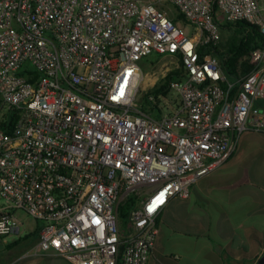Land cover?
Returning a JSON list of instances; mask_svg holds the SVG:
<instances>
[{
	"label": "built area",
	"instance_id": "2783aa9c",
	"mask_svg": "<svg viewBox=\"0 0 264 264\" xmlns=\"http://www.w3.org/2000/svg\"><path fill=\"white\" fill-rule=\"evenodd\" d=\"M240 20L264 32L258 0H0V237L20 232L22 210L39 222L37 250L148 264L169 199L227 162L244 131H264V48L235 80L202 50ZM152 54L184 71L147 111Z\"/></svg>",
	"mask_w": 264,
	"mask_h": 264
},
{
	"label": "crops",
	"instance_id": "0c3cea01",
	"mask_svg": "<svg viewBox=\"0 0 264 264\" xmlns=\"http://www.w3.org/2000/svg\"><path fill=\"white\" fill-rule=\"evenodd\" d=\"M264 12V0H258ZM242 133L234 154L201 177L187 197H171L157 217L159 232L148 264H256L264 254V143ZM39 223V222H38ZM0 239V264H73L21 237Z\"/></svg>",
	"mask_w": 264,
	"mask_h": 264
},
{
	"label": "trees",
	"instance_id": "16d2710c",
	"mask_svg": "<svg viewBox=\"0 0 264 264\" xmlns=\"http://www.w3.org/2000/svg\"><path fill=\"white\" fill-rule=\"evenodd\" d=\"M171 16L175 22L182 24V26H187L188 21L182 13L175 11ZM221 27L231 31L226 42H221L218 46H206L202 50L207 53L218 55L227 78L235 80L248 73L251 69L249 58L251 52L257 48H264V32L259 26L251 24L245 20H240L234 23L227 22L222 24ZM158 59H160L158 55L152 54L147 59H144L142 63L148 61L155 63ZM183 71L184 69L182 66L171 70L165 77H163L160 83L145 92L142 96V101L144 103L143 109L153 111L154 107L158 108V103L153 106L148 103V95L154 93L157 95L158 99V95L160 94H170V82L179 78L180 75H183ZM254 107L257 110H262L264 112V100H258ZM160 114L159 109L155 115L159 117ZM138 200L139 196L133 192L120 204L119 215L122 228H125L128 224L131 212L138 206ZM39 230L40 225L38 224L35 234L39 233Z\"/></svg>",
	"mask_w": 264,
	"mask_h": 264
},
{
	"label": "rangeland",
	"instance_id": "374dc122",
	"mask_svg": "<svg viewBox=\"0 0 264 264\" xmlns=\"http://www.w3.org/2000/svg\"><path fill=\"white\" fill-rule=\"evenodd\" d=\"M171 7L172 6L168 5L167 8H170L169 12H171V14H174L176 10ZM183 28L189 30V28L185 25H183ZM230 34H231L230 30L226 28H222L221 42L222 43L226 42ZM168 56L169 57H165L160 61L157 60L156 63H151L150 61L142 63V68L145 74V78L141 84L140 95L142 93L149 91L150 89L154 88L158 83H160V81L163 79L162 77H164L166 73L168 74V72H170L171 70L176 69L175 68L177 65L176 61L174 59H171L173 58V56L170 55ZM261 135L262 134L259 133H253L252 138H256L261 143H264V134L263 136ZM16 217L21 223L20 232L17 234V236L21 237L22 241H26V242L19 244V246L14 248L12 251H21V250H25L26 248L32 246L35 243L34 235L39 223L33 216L27 214L25 211L22 210L16 211ZM6 238L7 240H11L12 236H7ZM0 239L4 240L3 237H0ZM9 254H10L9 252L3 253L0 259L8 256Z\"/></svg>",
	"mask_w": 264,
	"mask_h": 264
},
{
	"label": "water",
	"instance_id": "95a60500",
	"mask_svg": "<svg viewBox=\"0 0 264 264\" xmlns=\"http://www.w3.org/2000/svg\"><path fill=\"white\" fill-rule=\"evenodd\" d=\"M256 264H264V254L258 259Z\"/></svg>",
	"mask_w": 264,
	"mask_h": 264
}]
</instances>
